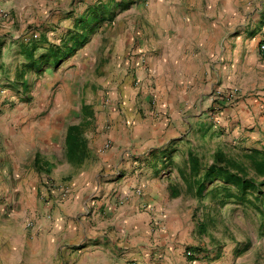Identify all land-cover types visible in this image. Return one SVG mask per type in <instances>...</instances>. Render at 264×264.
<instances>
[{"label":"crops","instance_id":"1","mask_svg":"<svg viewBox=\"0 0 264 264\" xmlns=\"http://www.w3.org/2000/svg\"><path fill=\"white\" fill-rule=\"evenodd\" d=\"M69 1H60L62 10ZM241 1H138L116 15L127 47L125 72L137 82L121 90L119 110L112 102L104 111L92 106L82 112L80 121L96 132L88 142L84 137L87 156L80 164L49 163L48 144L55 143L48 119L40 120L44 130L36 134L29 114L0 116V264H196L184 254L190 209L182 210L183 198L189 195L192 203L195 197L189 157L199 159L202 172L204 166L193 128L213 121L214 100L223 102L217 90L242 95L218 116L236 142L244 127L264 120V98L250 96L258 93V55L256 40L241 31L248 23L241 20ZM33 4L0 0L8 14L0 13V84L29 82L32 72L23 74L17 62L25 58L22 35L37 15L59 32L44 34L39 54L60 46L80 15L74 7L64 15L56 4L41 11ZM66 173L68 183L51 182ZM61 185L69 192L64 199Z\"/></svg>","mask_w":264,"mask_h":264},{"label":"rangeland","instance_id":"2","mask_svg":"<svg viewBox=\"0 0 264 264\" xmlns=\"http://www.w3.org/2000/svg\"><path fill=\"white\" fill-rule=\"evenodd\" d=\"M60 1L62 0H33L32 6H38V11H41L44 5L56 4L55 9L62 10ZM90 1L70 0L62 11L59 10L60 13L63 12L61 14L70 15L76 8L75 10L81 15L89 5H101L100 3L104 2L108 5L104 12L103 8L97 11L103 13L104 18L97 23V30L89 36L85 44L63 56L57 63L48 61L30 66L29 59L22 56L20 62H17L21 71L23 74L32 72L26 86L20 82L12 85L5 82L0 84L2 88H0L2 91L0 116L9 119V117H24L27 113L34 120L32 130L36 134L44 130L40 120H49L47 126V129L51 130L49 139L55 143L48 144L50 147L53 145L49 158L52 162L49 163L54 167H60L63 162L68 161L62 143L67 127L73 123H82L83 138L85 137L88 142L96 131L94 126L80 121L82 112L92 106L104 111L112 102L116 103L118 108L122 103L121 90L133 87L137 82L135 79H130L125 72L122 61L125 56H122V52L127 47L124 36L121 35L118 26H115L116 16L108 19V14L114 8V0ZM133 1L135 2L132 5L138 1L139 4L144 5L148 2V0ZM248 2V0L241 1V20L248 22L246 28H242L241 31L245 33V37L256 40L258 55L255 75L258 93L250 96L264 98V50L260 49V45L264 44V23L260 24L264 0H254L251 6H247ZM35 14L37 15V12ZM37 16L39 19L27 24L22 36H29L31 31L36 30L41 36L47 33L49 37H56L59 32L54 33L56 30H52L51 25L48 26L42 14ZM71 18L70 16V24ZM49 32L53 33L49 34ZM39 42L41 40L36 42L37 46ZM40 51H35L36 58ZM2 66L0 62V69ZM241 96L239 94V97ZM248 96V94L243 95V97ZM128 101L132 103L133 99L130 98ZM128 113L130 123L133 119L131 107ZM220 122L208 120L203 122L201 128L197 126L193 128L194 151L202 153L203 164L208 165L212 162V155L216 150H222L227 155H236L242 148L264 146V120L254 126L244 127V130L237 135L241 138L238 142L230 125ZM248 139L250 140L247 141ZM56 144L59 148H56ZM70 180L71 175L66 173L62 178H53L51 182L68 183ZM189 199L187 195L182 202L185 206L182 208L183 211L190 209L189 215L184 217V227L189 230V238H191L183 249L186 257H192L197 261L196 264H264V235L259 233L260 217L255 210L234 202L218 206L210 199L209 193L202 199L194 197L192 203ZM201 226L205 227L203 232L200 231ZM187 251H190L191 255H187Z\"/></svg>","mask_w":264,"mask_h":264},{"label":"trees","instance_id":"3","mask_svg":"<svg viewBox=\"0 0 264 264\" xmlns=\"http://www.w3.org/2000/svg\"><path fill=\"white\" fill-rule=\"evenodd\" d=\"M113 1V0H111ZM135 1L114 0L113 11L108 14L112 19L119 12L129 8ZM87 6L86 10L75 20L74 27L68 36L62 37L60 46H49L46 52L36 58L34 52L38 47L36 42L44 40L42 34L30 42H23V53L29 59L30 66L44 64L52 61L57 63L63 56L75 50L89 40L101 21L103 13L99 9L108 8L104 3ZM264 23V11L260 15ZM96 23V24H95ZM26 86L27 83H22ZM87 111V110H86ZM89 113V111L87 112ZM66 158L68 161L80 164L87 156V149L83 138V125L72 124L67 127L65 134ZM191 178L189 189L193 190L196 198L202 199L209 193L210 199L218 206H224L234 202L243 206L251 207L260 217L259 233L264 235V146L262 148H242L236 155H227L222 150L214 151L212 162L203 166L195 157H189ZM205 227L200 228L204 231ZM190 259L193 260L192 257Z\"/></svg>","mask_w":264,"mask_h":264},{"label":"built area","instance_id":"4","mask_svg":"<svg viewBox=\"0 0 264 264\" xmlns=\"http://www.w3.org/2000/svg\"><path fill=\"white\" fill-rule=\"evenodd\" d=\"M0 13L2 14V16L4 18H7L8 17V14L5 12V11H2L0 10ZM39 31H31L29 36H26V37H23V40L25 42H30L32 39H37L39 37ZM260 49L261 50H264V44H261L260 45ZM2 93V91H1ZM215 96H216V99H220L221 101H223L222 103L220 102H216V100H214V103L213 104V108L212 110H210V116L213 118V120L215 122H220L218 116H219V112H221L222 108L225 106V105H231L233 103H235L238 98H239V93L236 89H230L228 91H221V90H217L216 93H215ZM219 100V101H220ZM109 145V143H107V146ZM136 192L137 194H140L141 193V189L140 188H137L136 189ZM59 193H60V197L61 199H64L68 196L69 192L67 190V188L63 185L59 186ZM47 217L49 218V215H47ZM34 226V223L33 221H28L26 223V227L27 228H32ZM187 255H191V252L190 251H187Z\"/></svg>","mask_w":264,"mask_h":264}]
</instances>
